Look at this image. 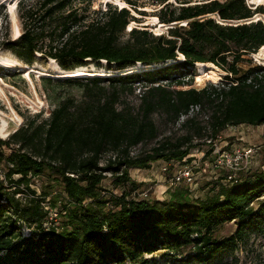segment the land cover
<instances>
[{"label":"trees","instance_id":"1","mask_svg":"<svg viewBox=\"0 0 264 264\" xmlns=\"http://www.w3.org/2000/svg\"><path fill=\"white\" fill-rule=\"evenodd\" d=\"M76 2L87 5L78 12ZM154 2L157 19L145 24L155 34L147 26L126 34L131 22L140 23L131 9L142 15L132 0H125L131 11L112 3L90 11V0L18 2L22 33L2 42L17 60L0 54V66L31 73L38 54L50 67L37 76L84 86V95L0 139V264H155L154 254L177 264H225L227 257L239 264L237 251L251 234L264 236V170L227 185L221 177L204 197L185 185L168 189L163 200L137 197L140 183L130 170L180 163L196 139L228 127L264 125V66L239 71L264 46V24L254 17L264 9L245 0ZM200 64L219 68L224 81L173 88L190 86ZM96 75L107 77L80 78ZM136 90L137 103L128 101ZM183 117L184 134L158 140L161 126ZM147 143L153 146L131 155ZM36 178L46 180L39 192ZM107 178L120 195L104 186ZM231 223L229 235H218Z\"/></svg>","mask_w":264,"mask_h":264},{"label":"rangeland","instance_id":"2","mask_svg":"<svg viewBox=\"0 0 264 264\" xmlns=\"http://www.w3.org/2000/svg\"><path fill=\"white\" fill-rule=\"evenodd\" d=\"M1 1V0H0ZM20 0H6L5 2H1L0 5V54L8 56L13 60H17L16 57L12 55V53L6 50L2 46V42L14 39H17L19 35H21V23L19 19V14L17 13V4ZM31 2L35 0H29ZM37 1V0H36ZM133 2L137 3L139 7H136L137 11H141L142 15L136 13L133 14V9L130 8L128 4L125 3V0H90V11L98 10V8L104 9L106 3H112L116 5L118 8H127L131 9V14L138 19L140 23L131 22L130 26L128 25L126 29V34L128 33L130 28L134 27H144L147 26L150 31L154 33L156 29L152 24H145L147 19H150L152 22H155L157 17L155 14L159 11L160 7L154 2V0H132ZM13 4H7L12 3ZM245 2L255 10L257 7H262L264 9V0H245ZM86 2H76L75 8L78 10L86 6ZM127 5V6H126ZM258 16V20H260L264 24V14L257 13L254 17ZM156 18V19H155ZM256 20V21H258ZM19 29L21 33L16 37L14 32L15 30ZM166 29L162 28L160 33H166ZM155 34V33H154ZM160 35V34H159ZM127 39V36H123L120 40L124 42ZM254 55V54H253ZM247 56L246 58L248 62H244L243 64L239 65V71L243 73L245 70H250L252 68H256L260 66H264V59H256L255 57ZM50 59V58H49ZM36 66L31 73H22L21 69L18 68H11L7 69L0 66V126L7 122V127L5 128L3 134L0 135V139H6L10 134H12L17 127L21 126L22 123L26 119L32 118L33 115L38 114L43 111L42 119H45L49 116L50 110L60 101L64 100L65 98H73L76 101H80L83 97L84 86H62L61 84L57 83V80L60 78H53L49 76L48 78L53 79L51 84H47V82L43 81L41 77L37 76L38 69L45 70L50 67V60H44L40 55H36ZM200 70L194 71V77L192 84L189 86L188 83L183 82V84H178L175 88L178 89H189V88H196L201 89L205 87L207 84H218L223 82L225 73H223L219 68L212 65L207 64H200ZM199 65V66H200ZM202 68V70H201ZM79 70V69H78ZM77 70V71H78ZM59 68L56 66L55 72H59ZM202 72V73H197ZM213 73L215 74V80L211 81H203L197 82V76L201 75H208ZM188 79V78H187ZM185 79V80H187ZM60 80H64L61 78ZM135 94L130 96L128 101H135L137 103L136 96L139 93L137 90L134 92ZM197 112L195 109L194 113ZM19 118L18 120L15 119V116ZM185 117L181 118L177 125L175 126H161L160 133L158 140H163L164 137H169L175 139L180 137V135L184 134V128L181 127V121L184 120ZM198 119L200 121H205L206 118L204 115H199ZM160 122V120H157ZM258 130H264V128L260 127H253V126H238V127H228V129L224 130L220 135V145L223 149L229 150L230 146L236 144L235 147H241L247 145L242 144L244 137L251 132H257ZM260 138V136H259ZM238 139V140H236ZM240 141V142H239ZM194 144L197 145L196 148L191 152V155L197 157H201V153L207 150V144L204 138L196 139ZM153 146V143H147V145H140L131 150V155L139 154L141 151H145ZM226 146V147H225ZM232 149V148H231ZM5 153L8 154L10 149L5 148ZM103 158H106L104 155ZM191 161L182 163L181 165H189ZM162 163L154 164L152 168L148 170H138L132 169L129 171L131 178L134 179L137 183H140L138 187V191L149 190L151 198H155L158 200H163L167 197L166 192L168 188L166 184L167 176L160 173ZM264 170V152L255 156L251 163V167L248 171H260ZM246 171V173L248 172ZM243 173L242 175H246ZM154 174V176L152 175ZM108 177L110 175L106 174ZM224 173H216L213 176H203L195 182L194 186H192L193 194L195 197H204L207 194H211L213 188L210 187V184H215L219 178L223 177ZM215 177V179H214ZM160 178V179H159ZM212 178V180H207ZM164 179V180H163ZM111 178H107L104 181V186L107 189H112L111 185ZM46 180L36 178L34 179V185L32 188L39 192L40 185L42 182ZM164 181V182H163ZM166 187V188H165ZM180 187V186H179ZM214 187V185H213ZM175 188V187H174ZM115 194L122 193L120 189L116 188ZM235 226L234 224H229L220 229L218 235L220 236H227L233 230ZM30 231L27 228H24V235H28ZM156 256V263L155 264H177V262H172L168 259L160 258V255L154 254ZM237 256L239 257V264H264V236L259 234H251V237L248 241V244L245 246L244 250L237 251ZM150 257V256H147ZM225 264H229L230 258L227 257L225 259ZM219 264V263H216Z\"/></svg>","mask_w":264,"mask_h":264},{"label":"built area","instance_id":"3","mask_svg":"<svg viewBox=\"0 0 264 264\" xmlns=\"http://www.w3.org/2000/svg\"><path fill=\"white\" fill-rule=\"evenodd\" d=\"M220 136L219 134L206 141L207 150L201 153V157L198 159L190 154L180 163H162L160 173L167 176V187L174 188L185 185L192 189L197 179L203 176L212 177L213 174L219 172L224 173V184L237 183L242 174L249 170L255 156L264 152V130L261 132L259 143L234 147L229 150L221 147ZM188 159L191 163L182 166L181 164L188 162ZM207 180H212V178ZM137 197L144 200L151 196L149 190H143L138 193ZM50 213L52 218L57 217L56 210H52Z\"/></svg>","mask_w":264,"mask_h":264},{"label":"bare ground","instance_id":"4","mask_svg":"<svg viewBox=\"0 0 264 264\" xmlns=\"http://www.w3.org/2000/svg\"><path fill=\"white\" fill-rule=\"evenodd\" d=\"M220 20V19H219ZM253 57H255L256 59L259 60L260 59H264V46H262L260 49H258V52L256 54L253 55ZM212 65V64H210ZM209 65V66H210ZM28 68V67H27ZM197 73H202V72H197ZM215 74L211 73L208 74V75H204V76H201V75H198L197 76V82L201 83L203 81H211V80H215Z\"/></svg>","mask_w":264,"mask_h":264},{"label":"crops","instance_id":"5","mask_svg":"<svg viewBox=\"0 0 264 264\" xmlns=\"http://www.w3.org/2000/svg\"><path fill=\"white\" fill-rule=\"evenodd\" d=\"M262 127V126H261ZM257 128H260V127H257ZM261 132L262 130H258L257 132H251V133H248L244 139L242 140L243 143L242 144H256V143H259L260 142V139L259 136L261 135ZM238 140V139H236ZM240 142V141H239ZM236 146V144H233L230 146V149L231 148H234ZM154 176V174H152ZM160 179V178H159ZM164 180V179H163ZM164 182V181H163ZM166 188V187H165Z\"/></svg>","mask_w":264,"mask_h":264},{"label":"water","instance_id":"6","mask_svg":"<svg viewBox=\"0 0 264 264\" xmlns=\"http://www.w3.org/2000/svg\"><path fill=\"white\" fill-rule=\"evenodd\" d=\"M169 27H167L166 29H168ZM106 71V70H105ZM108 72V71H106ZM49 77V76H48ZM47 77V78H48ZM97 77H107V76H99V75H96V76H93V77H80V78H97ZM80 78H77V79H80ZM61 79V78H60Z\"/></svg>","mask_w":264,"mask_h":264},{"label":"clouds","instance_id":"7","mask_svg":"<svg viewBox=\"0 0 264 264\" xmlns=\"http://www.w3.org/2000/svg\"><path fill=\"white\" fill-rule=\"evenodd\" d=\"M119 9H120V8H119ZM130 29H131V28H130ZM130 29H129V30H130Z\"/></svg>","mask_w":264,"mask_h":264}]
</instances>
